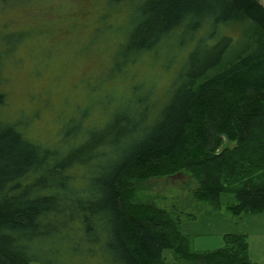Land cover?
<instances>
[{"label": "trees", "instance_id": "obj_1", "mask_svg": "<svg viewBox=\"0 0 264 264\" xmlns=\"http://www.w3.org/2000/svg\"><path fill=\"white\" fill-rule=\"evenodd\" d=\"M112 3L136 4L137 14L100 85L108 98L98 103L105 122L85 124L95 114L93 100L62 122L57 137L37 138L30 126L38 112L13 120L4 112L9 53L0 51V264H168L165 250L187 264H256L246 235L227 236L214 252L193 251L180 213L141 203L137 194L141 183L183 172L196 183V201L220 209L229 198L236 216L264 211V5ZM233 24L246 33L240 51L232 52L229 36L206 45ZM29 34L20 31L17 44ZM194 38L210 52L202 57L196 49L182 60L179 83L161 110L153 109L151 77L119 92L120 78L137 79L132 67L145 56Z\"/></svg>", "mask_w": 264, "mask_h": 264}, {"label": "rangeland", "instance_id": "obj_2", "mask_svg": "<svg viewBox=\"0 0 264 264\" xmlns=\"http://www.w3.org/2000/svg\"><path fill=\"white\" fill-rule=\"evenodd\" d=\"M112 1L0 0L3 38L0 51L9 53L4 58L1 86L8 92L9 104L4 110L8 118L13 120L21 113L38 112V119L30 129L42 140L57 137L62 122L77 115L78 107L84 108L93 100L97 102L95 114L85 124L108 120L104 107L98 104L108 102L106 89L100 85L137 14L136 4L116 7L113 3L110 5ZM260 2L264 5V0ZM20 31L30 34L17 44ZM245 34L241 25L233 24L219 29L205 43L214 46L229 36L234 44L232 52H238L243 47ZM206 45L194 38L183 48L179 49L174 42V51L159 50L145 56L132 67L137 79L134 76L130 79L131 75L120 78L119 92L139 83L137 80L149 81L151 77L157 85L153 109L161 110L172 98L173 85L175 88L179 83L182 60L191 58L196 49L204 57L210 52ZM194 188L196 183L181 172L139 184L137 200L154 204L170 214L178 211L181 231L190 239L193 251L214 252L225 247L227 236L246 235L250 259L264 264V211L236 216L227 209L229 198L223 200L220 209H215L196 201L192 194ZM163 258L168 264H187L170 250L163 252Z\"/></svg>", "mask_w": 264, "mask_h": 264}]
</instances>
